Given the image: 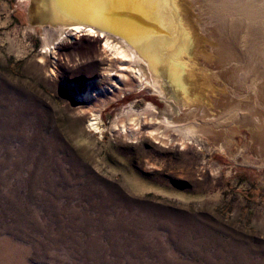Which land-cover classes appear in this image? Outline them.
<instances>
[{
  "label": "rangeland",
  "instance_id": "374dc122",
  "mask_svg": "<svg viewBox=\"0 0 264 264\" xmlns=\"http://www.w3.org/2000/svg\"><path fill=\"white\" fill-rule=\"evenodd\" d=\"M211 14L210 29L227 15ZM27 27L20 0H0V264H264V169L220 153L217 132L158 140L152 114L125 134L128 107L162 110L159 98L130 91L131 77L108 93L115 61L97 39L43 54ZM209 32L207 44L224 39ZM235 93L239 104L250 95ZM236 140L254 160L256 143Z\"/></svg>",
  "mask_w": 264,
  "mask_h": 264
},
{
  "label": "bare ground",
  "instance_id": "6f19581e",
  "mask_svg": "<svg viewBox=\"0 0 264 264\" xmlns=\"http://www.w3.org/2000/svg\"><path fill=\"white\" fill-rule=\"evenodd\" d=\"M20 2L25 8L27 28L41 38L43 54L51 52V46L60 48L74 38L97 39L102 50L110 55L108 62L115 61L112 71L116 73H104L111 83L106 89L108 93L123 91L122 85L131 77L134 86L130 91L147 89L159 98L164 105L162 110L150 102L140 110L128 107L126 115L134 123L131 128H122L125 134L134 135L141 129L137 121L152 114L151 120L158 128L148 133L158 140L165 139L164 132L170 131L184 145L192 139L207 141L210 134L217 132L222 136L216 143L220 153L234 161L240 156L243 162L264 169V0ZM215 12L232 15H226L221 24L210 29V23L203 21L207 19L205 15L215 16ZM89 29L96 35H91ZM208 31V36L219 33L224 39L217 41L214 35V42L207 44ZM258 74L263 75L261 80L256 78ZM115 75L117 78L113 80L111 77ZM249 75H253V80L247 87ZM215 84L223 85L222 91L211 89ZM231 90L237 96L247 90L248 100L235 102ZM220 92L223 96L218 98ZM97 96L98 93L87 91L85 99L97 102ZM214 107L222 112H214ZM88 123L100 131L99 113L93 114ZM236 136L256 143L258 154L254 160L247 156L248 144L241 145Z\"/></svg>",
  "mask_w": 264,
  "mask_h": 264
},
{
  "label": "snow or ice",
  "instance_id": "6c2138e0",
  "mask_svg": "<svg viewBox=\"0 0 264 264\" xmlns=\"http://www.w3.org/2000/svg\"><path fill=\"white\" fill-rule=\"evenodd\" d=\"M76 31L79 32L80 31V28H76ZM89 32L91 33V35L95 36L96 33L94 32H91V29H89ZM105 47H107V44H105ZM122 59H126V57H121Z\"/></svg>",
  "mask_w": 264,
  "mask_h": 264
},
{
  "label": "water",
  "instance_id": "95a60500",
  "mask_svg": "<svg viewBox=\"0 0 264 264\" xmlns=\"http://www.w3.org/2000/svg\"><path fill=\"white\" fill-rule=\"evenodd\" d=\"M99 28L102 29L103 27L102 26H99ZM104 29H105V27H104Z\"/></svg>",
  "mask_w": 264,
  "mask_h": 264
}]
</instances>
